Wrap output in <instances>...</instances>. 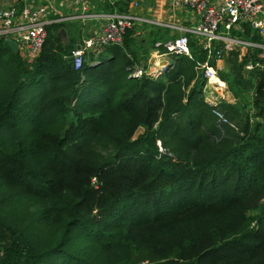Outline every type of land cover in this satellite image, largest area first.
Wrapping results in <instances>:
<instances>
[{
    "label": "trees",
    "instance_id": "16d2710c",
    "mask_svg": "<svg viewBox=\"0 0 264 264\" xmlns=\"http://www.w3.org/2000/svg\"><path fill=\"white\" fill-rule=\"evenodd\" d=\"M46 31L31 60L0 38V264H264V69L241 120L205 102L191 38V58L132 78L154 48L135 31L79 71L76 29Z\"/></svg>",
    "mask_w": 264,
    "mask_h": 264
},
{
    "label": "built area",
    "instance_id": "2783aa9c",
    "mask_svg": "<svg viewBox=\"0 0 264 264\" xmlns=\"http://www.w3.org/2000/svg\"><path fill=\"white\" fill-rule=\"evenodd\" d=\"M56 1L69 4L74 11L80 12V18L86 19L90 16L103 21L98 33L81 39L71 50L69 57L75 71L82 68L86 54H98L109 46H122L127 31H135V36H139L141 30H137V27L160 25L129 13L87 15V0ZM170 4L173 9L192 16L194 23L186 27L176 24L163 25L168 30L180 34L165 41L155 42L150 59V62L155 60L152 62V68L145 70L141 66L134 67L130 74L132 78H141L148 74L158 75L163 68L158 64L166 57L171 59L167 64L175 57L191 58L189 37L197 41L204 53L203 61L195 67L197 75H201L206 81L204 92L212 89L218 93L225 89L224 83L218 77V72L222 69L220 64L227 53L238 47L256 52V60L250 63L248 70L264 69V0H170ZM134 6H138L137 3H134ZM47 11L46 6L32 8L24 5L18 12L13 5H0V38L13 41L18 54L23 58H37L47 39L46 26L62 21L49 20ZM246 28L250 29L251 38H257L256 41L244 40L238 36L244 34ZM214 101L207 102L215 105L220 100Z\"/></svg>",
    "mask_w": 264,
    "mask_h": 264
},
{
    "label": "crops",
    "instance_id": "0c3cea01",
    "mask_svg": "<svg viewBox=\"0 0 264 264\" xmlns=\"http://www.w3.org/2000/svg\"><path fill=\"white\" fill-rule=\"evenodd\" d=\"M121 1L128 2V11L126 13L135 15L145 20L155 21L160 24L152 26L142 25L136 28L137 30H141L139 35L140 37L136 36V39H139L140 44L143 46L140 47L141 50H149L153 46L152 43L151 47H148L147 45L144 46L143 44L146 43L147 40L155 41L157 38L159 40V38L164 37V33H166L168 29L163 27V25L176 24L186 27L194 23V18H192V16L180 10L173 9L171 7L170 0H87L88 10L86 13L87 15L98 16L118 12L117 7L115 6L121 3ZM134 3H137L138 6L135 7ZM0 5H13L18 12L24 5L32 8L46 6L48 9L47 17L49 20H62L59 23H64L67 28L72 26L76 29L78 37L74 44L75 47L80 43L81 39L98 33L100 31V27L103 25V21L91 18L90 16L86 19L78 17L80 12H76V10L74 11V8L70 7L69 4H64L56 0H0ZM62 33L65 38L66 34L64 31H62ZM157 33L159 34V37L155 38L154 34ZM170 33L171 36L176 34L173 31H170ZM150 51H152V48ZM100 53L93 55L96 57ZM151 54L152 53L150 52V59ZM220 66L223 68V63H221Z\"/></svg>",
    "mask_w": 264,
    "mask_h": 264
},
{
    "label": "rangeland",
    "instance_id": "374dc122",
    "mask_svg": "<svg viewBox=\"0 0 264 264\" xmlns=\"http://www.w3.org/2000/svg\"><path fill=\"white\" fill-rule=\"evenodd\" d=\"M175 33L176 34L171 36L170 30H167V32L164 33V37H162V38L167 40L169 38L176 37L180 34V33H178V35H177V32H175ZM162 38H159V40L157 39L156 42L157 41H165ZM189 38H191V37H189ZM160 39H162V40H160ZM193 41L195 42V45L199 48V45H197V41H195V40H193ZM145 42H146V40H145ZM152 42L153 41L147 40V42L144 43L143 45L144 46L147 45L148 47H151ZM63 44L65 45V42H63ZM70 51H71V49H70ZM236 51L238 53V59H239V61H237V65L241 66L240 77L237 78L233 67H231L226 61H224V59H225V57H224L223 58V68L219 71V79L222 83H224L225 89H223L222 92L219 91L218 93L214 92L212 89L207 90L205 92L203 91V97H204L205 102L210 101V102L214 103L215 102L214 100L219 99V100L225 101L228 104L235 105L237 108L240 109V113H241L240 118H241V120H243V118H245V115L247 113H249V111L251 110V97H250V91H249L247 83L251 79L250 72H253V70H248L247 67L250 65V63H253L252 62V58H253L252 56H254V54H253L254 52L245 48V47H238L236 49ZM243 57L249 58L246 63H242ZM170 60L171 59L169 57H166L162 61H160V63L161 62L163 63L165 61H170ZM154 61H152V62H154ZM152 62H150V57H148L147 61H145V62L142 61L144 69L145 70L151 69L152 68ZM214 114H215L216 118L219 119V121H221L218 123H220V124L228 123L230 126L235 125V122L231 123L224 116L222 117L221 112L216 111V112H214ZM250 115H252V112H250ZM220 117H222V118H220ZM238 121H240V119H238L236 122H238Z\"/></svg>",
    "mask_w": 264,
    "mask_h": 264
},
{
    "label": "water",
    "instance_id": "95a60500",
    "mask_svg": "<svg viewBox=\"0 0 264 264\" xmlns=\"http://www.w3.org/2000/svg\"><path fill=\"white\" fill-rule=\"evenodd\" d=\"M6 43L8 45V47L10 48V50L13 52V53H18V49H17V46L16 44L11 41V40H6ZM143 132V129L142 128H138L134 134V139H137V137L139 136L140 133Z\"/></svg>",
    "mask_w": 264,
    "mask_h": 264
},
{
    "label": "bare ground",
    "instance_id": "6f19581e",
    "mask_svg": "<svg viewBox=\"0 0 264 264\" xmlns=\"http://www.w3.org/2000/svg\"><path fill=\"white\" fill-rule=\"evenodd\" d=\"M158 65H160V67H164V66H166L167 65V61H165V62H161V63H159Z\"/></svg>",
    "mask_w": 264,
    "mask_h": 264
}]
</instances>
